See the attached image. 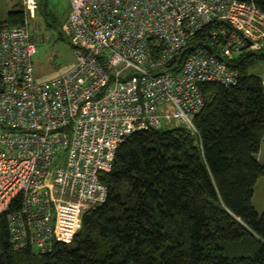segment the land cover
I'll return each mask as SVG.
<instances>
[{"label":"built area","instance_id":"2783aa9c","mask_svg":"<svg viewBox=\"0 0 264 264\" xmlns=\"http://www.w3.org/2000/svg\"><path fill=\"white\" fill-rule=\"evenodd\" d=\"M23 6L22 23L0 26V216L13 249L45 253L105 200L101 174L128 136L164 120L199 135L202 84L239 82L234 58L264 51V9L255 0H70L75 62L38 81L39 0Z\"/></svg>","mask_w":264,"mask_h":264},{"label":"trees","instance_id":"16d2710c","mask_svg":"<svg viewBox=\"0 0 264 264\" xmlns=\"http://www.w3.org/2000/svg\"><path fill=\"white\" fill-rule=\"evenodd\" d=\"M22 5L2 24L22 23ZM254 54L264 57L234 58L238 83L202 84L198 136L185 125L149 126L118 146L101 174L107 196L84 211L72 239L45 253L15 250L0 216V264H264V211L252 203L264 174V79L249 70Z\"/></svg>","mask_w":264,"mask_h":264},{"label":"rangeland","instance_id":"374dc122","mask_svg":"<svg viewBox=\"0 0 264 264\" xmlns=\"http://www.w3.org/2000/svg\"><path fill=\"white\" fill-rule=\"evenodd\" d=\"M2 1L4 0H0V5ZM9 1L15 3L16 0ZM69 12L70 0L41 1L37 18L41 22L40 31L44 35V39L39 43L38 51L33 59L35 68L34 75L38 81L66 71L75 62L74 48L67 30ZM25 16L24 13V18ZM252 58L254 62L250 63L249 70L260 74L264 79V57L254 54ZM163 69L170 70L166 66H163ZM173 126L174 121L164 120L159 128L161 130H167ZM257 156L260 161L264 162V141H262ZM252 203L260 213L264 211V174H261L254 184Z\"/></svg>","mask_w":264,"mask_h":264},{"label":"water","instance_id":"95a60500","mask_svg":"<svg viewBox=\"0 0 264 264\" xmlns=\"http://www.w3.org/2000/svg\"><path fill=\"white\" fill-rule=\"evenodd\" d=\"M197 44H202V45L206 46L209 50H211V51L213 50V47L211 46L210 43L203 42V41H197ZM194 46H195V44H190V45H188L187 47H185V48L181 51L180 55L178 56V58H177V60H176V64L181 63V61H182V59H183L185 53H186L187 51H189L190 49H192ZM253 53H255V51H247V54H253ZM218 55H219L220 58H223L222 55H220V54H218ZM174 59H175V56H174L173 58H171L167 63H171Z\"/></svg>","mask_w":264,"mask_h":264},{"label":"crops","instance_id":"0c3cea01","mask_svg":"<svg viewBox=\"0 0 264 264\" xmlns=\"http://www.w3.org/2000/svg\"><path fill=\"white\" fill-rule=\"evenodd\" d=\"M21 2L22 0H16L15 3H12V1L9 0L2 1L0 5V26L2 25V22L6 19L9 11Z\"/></svg>","mask_w":264,"mask_h":264}]
</instances>
